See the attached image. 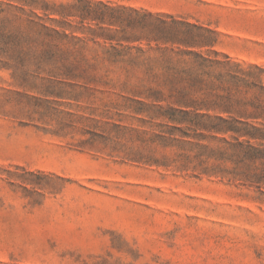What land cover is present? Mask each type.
Here are the masks:
<instances>
[{
  "label": "rangeland",
  "instance_id": "374dc122",
  "mask_svg": "<svg viewBox=\"0 0 264 264\" xmlns=\"http://www.w3.org/2000/svg\"><path fill=\"white\" fill-rule=\"evenodd\" d=\"M100 1L209 26L215 50L264 68V0ZM74 2L0 0V28L10 20L30 53L16 71L0 64V264H264V194L153 162L180 149L122 107L121 82L141 72L83 29L78 51L46 36L80 26L62 15ZM74 57L101 80L66 75Z\"/></svg>",
  "mask_w": 264,
  "mask_h": 264
},
{
  "label": "trees",
  "instance_id": "16d2710c",
  "mask_svg": "<svg viewBox=\"0 0 264 264\" xmlns=\"http://www.w3.org/2000/svg\"><path fill=\"white\" fill-rule=\"evenodd\" d=\"M65 9L62 15L78 17L80 26L66 21L61 31L46 29V36L78 51L85 42L72 33L83 29L108 44L104 53L110 63L141 72L121 82L127 93L122 107L145 116L142 121L159 128L160 141L180 149L153 162L237 180L264 194V68L215 50L218 32L182 16L100 0H75ZM90 22L96 27L84 25ZM27 39L10 20L2 25V67L16 71L24 65ZM61 67L70 77L101 80L96 71L103 66L95 63L74 57Z\"/></svg>",
  "mask_w": 264,
  "mask_h": 264
}]
</instances>
